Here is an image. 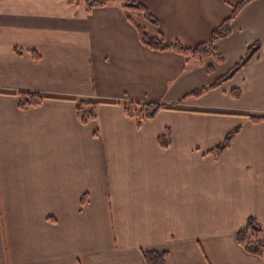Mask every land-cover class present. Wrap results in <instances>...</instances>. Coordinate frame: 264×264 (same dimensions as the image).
Returning <instances> with one entry per match:
<instances>
[{"label":"crops","instance_id":"0c3cea01","mask_svg":"<svg viewBox=\"0 0 264 264\" xmlns=\"http://www.w3.org/2000/svg\"><path fill=\"white\" fill-rule=\"evenodd\" d=\"M81 1L0 0V264H147L144 250L167 251V264H264L236 240L250 216L264 224V121L250 119L264 116V0L215 43L222 63L151 49L134 23L195 46L242 0ZM254 43L232 79L186 98ZM20 91L46 99L22 109ZM81 100L101 102L86 124ZM137 101L172 108L138 127L124 108Z\"/></svg>","mask_w":264,"mask_h":264},{"label":"trees","instance_id":"16d2710c","mask_svg":"<svg viewBox=\"0 0 264 264\" xmlns=\"http://www.w3.org/2000/svg\"><path fill=\"white\" fill-rule=\"evenodd\" d=\"M69 4L79 5L81 0H67ZM253 0H242L235 5L232 14L224 20L219 26H217L209 40L199 43L195 46H186L179 40H168L162 33L159 35H151L147 28L139 23H134L139 31L140 40L149 48L158 51H174L183 55L187 60L202 61L205 57H213L217 62L222 63L225 61V56L217 48L215 43L222 38L229 36L232 32V21L240 13V11ZM85 4L89 9L95 6L104 5V3L96 0H86ZM128 10L140 12L144 15V18L153 23L158 24V20L151 14L148 8L137 2H126L123 4ZM260 49L259 43H254L248 48L246 56L238 61L227 73L220 76L210 85L197 89L190 93L188 97H200L208 93L209 91L219 87L224 82L232 79L235 74L242 69L251 59L255 56ZM35 58H39L40 55L33 53ZM209 72H214V67L208 68ZM232 95L235 98L241 97L240 89H233ZM19 106L22 109L30 108L40 105L46 96L40 92L32 91H20L18 93ZM101 104L99 101L81 100L77 104V116L79 120L86 124L91 120H94L98 116V107ZM124 108L127 116L133 118L138 127H141L147 120L155 118L160 111L166 108H172L161 102H126ZM253 122L264 121V116H250ZM239 128L229 132L225 139L217 144L215 147L209 150V153L215 156H220L224 150H226L233 139L238 133ZM160 144L163 147H168L171 143V128L166 127L165 131L159 136ZM237 242L249 253L256 254L264 258V224H262L256 217L250 216L246 225L239 229L236 233ZM168 252L159 250H144L143 257L147 264H167Z\"/></svg>","mask_w":264,"mask_h":264}]
</instances>
